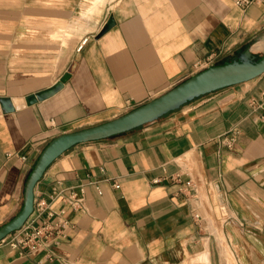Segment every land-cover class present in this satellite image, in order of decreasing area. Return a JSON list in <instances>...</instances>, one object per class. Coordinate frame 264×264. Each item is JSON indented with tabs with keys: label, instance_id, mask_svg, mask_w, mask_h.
Segmentation results:
<instances>
[{
	"label": "crops",
	"instance_id": "1",
	"mask_svg": "<svg viewBox=\"0 0 264 264\" xmlns=\"http://www.w3.org/2000/svg\"><path fill=\"white\" fill-rule=\"evenodd\" d=\"M248 47L264 52V0H0V97L15 105L0 102V227L21 210L53 137L118 117L207 68L198 63ZM41 201L71 223L57 258L0 241V264H225L221 241L237 264H264V73L71 146L37 182L29 220Z\"/></svg>",
	"mask_w": 264,
	"mask_h": 264
},
{
	"label": "water",
	"instance_id": "2",
	"mask_svg": "<svg viewBox=\"0 0 264 264\" xmlns=\"http://www.w3.org/2000/svg\"><path fill=\"white\" fill-rule=\"evenodd\" d=\"M114 17L106 22L99 35L112 27ZM264 73V52L258 55L246 48L236 59L211 65L188 77L161 95L108 121L77 130L65 132L53 137L40 153L32 168L24 192V203L17 215L0 227V241L12 232L19 230L30 217L35 206V186L47 167L71 146L94 139L109 137L151 122L170 110L180 107L187 101L202 94L255 78ZM68 75L50 88L40 90L29 98L30 103L43 100L64 85ZM5 112L15 110L10 97H0Z\"/></svg>",
	"mask_w": 264,
	"mask_h": 264
},
{
	"label": "built area",
	"instance_id": "3",
	"mask_svg": "<svg viewBox=\"0 0 264 264\" xmlns=\"http://www.w3.org/2000/svg\"><path fill=\"white\" fill-rule=\"evenodd\" d=\"M254 0H239L242 6H247ZM211 58L206 62L198 63L202 69L209 67ZM205 69V68H204ZM25 158V156H24ZM190 181L188 185H190ZM116 187L120 184L116 183ZM75 205L78 207L79 201L75 199ZM48 210V211H47ZM47 211V216H41ZM65 210L59 212L51 211L48 205L41 201L38 204V212L32 219H28L19 230H16L5 237L2 242L10 245L22 255L34 254L39 251H46V256L50 260L57 258L53 251V246L58 244L60 239L66 236V231L70 227V221L64 217ZM58 218V219H57ZM60 264H67L61 260Z\"/></svg>",
	"mask_w": 264,
	"mask_h": 264
},
{
	"label": "bare ground",
	"instance_id": "4",
	"mask_svg": "<svg viewBox=\"0 0 264 264\" xmlns=\"http://www.w3.org/2000/svg\"><path fill=\"white\" fill-rule=\"evenodd\" d=\"M214 226H215V224H214ZM214 228H216V227H214ZM216 231L218 232V234H221V230L219 228H216L215 232ZM220 238H221L220 240H222L223 234H221ZM220 244L222 246L221 252H222V255L224 257L223 260H224L225 264H235V257L233 256L232 249L230 248V246L228 244H225L223 241H221ZM204 260H207V261L209 260L208 253H206V255L204 256Z\"/></svg>",
	"mask_w": 264,
	"mask_h": 264
},
{
	"label": "rangeland",
	"instance_id": "5",
	"mask_svg": "<svg viewBox=\"0 0 264 264\" xmlns=\"http://www.w3.org/2000/svg\"><path fill=\"white\" fill-rule=\"evenodd\" d=\"M222 214H223V210H222ZM224 214H226V212H224ZM225 216H226V215H225ZM224 219H225V218H224ZM224 219H222V220H224ZM216 228H217V227H216ZM216 228H215V229H216ZM218 228L221 230V234H223V233H224V232H223L224 229H223L221 226H219ZM216 232H217V231H216ZM217 233H218V232H217ZM224 243L227 244V242H224ZM231 247H232V246H231ZM258 261H259V259H258ZM235 264H237L236 259H235Z\"/></svg>",
	"mask_w": 264,
	"mask_h": 264
}]
</instances>
